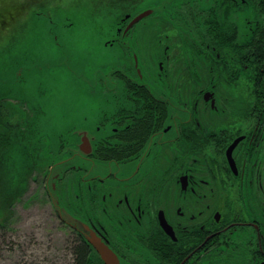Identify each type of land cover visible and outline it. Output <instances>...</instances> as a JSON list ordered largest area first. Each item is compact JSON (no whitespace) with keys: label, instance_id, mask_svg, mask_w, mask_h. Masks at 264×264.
Returning <instances> with one entry per match:
<instances>
[{"label":"flooded vegetation","instance_id":"1","mask_svg":"<svg viewBox=\"0 0 264 264\" xmlns=\"http://www.w3.org/2000/svg\"><path fill=\"white\" fill-rule=\"evenodd\" d=\"M145 1L109 23L96 105L48 133L70 264L79 242L86 264H264V0Z\"/></svg>","mask_w":264,"mask_h":264},{"label":"rangeland","instance_id":"2","mask_svg":"<svg viewBox=\"0 0 264 264\" xmlns=\"http://www.w3.org/2000/svg\"><path fill=\"white\" fill-rule=\"evenodd\" d=\"M108 5L110 0H0L15 17L0 29V121L6 133L25 129L29 144L41 131L58 132L96 105L95 72L119 59L116 46L105 41L109 23L123 7ZM18 74L22 78L15 84ZM44 153L50 158L48 146ZM49 158L39 157L40 164L29 166L24 192L0 226V264H70L71 232L56 215L41 180Z\"/></svg>","mask_w":264,"mask_h":264},{"label":"trees","instance_id":"3","mask_svg":"<svg viewBox=\"0 0 264 264\" xmlns=\"http://www.w3.org/2000/svg\"><path fill=\"white\" fill-rule=\"evenodd\" d=\"M111 5L114 6L116 2L119 5L122 4V14H119L114 19H119L124 12H131L132 4L134 3L127 2L126 0H110ZM22 5H24L22 3ZM24 7V6H21ZM19 7V8H21ZM121 7V8H122ZM17 8V7H16ZM128 8L126 11L125 9ZM15 21V17L9 15L8 8H3L0 6V29H5L7 25H5L10 20ZM5 25V26H4ZM19 78V77H18ZM20 80V79H19ZM19 81L16 79L14 81L17 84ZM4 115L3 111H0V118ZM2 121H0V226L4 227L8 222L9 213L11 212L12 203L15 198H19L20 194L24 192L26 187V183L28 180V174L31 173L30 165H35L36 163L40 164L39 157H47L46 153H44V149L48 146L51 155H50V163L57 160L58 156L52 154L54 147L53 139H51V135L48 133H41L38 135V138L33 139L28 144L29 135H25V129L15 132H5L3 129ZM6 129H8L6 127ZM10 138L11 146L7 145V139ZM47 138L46 142L41 139ZM40 147V150L37 149ZM38 154V155H37ZM35 161V162H34ZM55 190L54 188L52 189ZM77 244V243H76ZM76 248V262L75 264H86L87 250L84 246H82L81 242L77 245Z\"/></svg>","mask_w":264,"mask_h":264},{"label":"water","instance_id":"4","mask_svg":"<svg viewBox=\"0 0 264 264\" xmlns=\"http://www.w3.org/2000/svg\"><path fill=\"white\" fill-rule=\"evenodd\" d=\"M150 12H151V10H147V11H144V12L138 14L137 16H135V17L133 18L132 22H136V21H138V20L141 19L142 17L148 15ZM61 46H62V45H61ZM63 49H64V46H62V48H61L60 50H63ZM54 191H55V190H54ZM54 191H53V193H52L51 200H52L54 206L57 207V206H58V200H57L56 197L53 195V194H55ZM92 233H93V232H91V234H92ZM89 239H90V237H89ZM91 240H92V241L98 246V249H99V251L101 252L103 258H104L105 260H108V261H109L110 259L108 258V251H107L104 247H102L103 244L100 243V242L94 237V235H93V238H91Z\"/></svg>","mask_w":264,"mask_h":264}]
</instances>
